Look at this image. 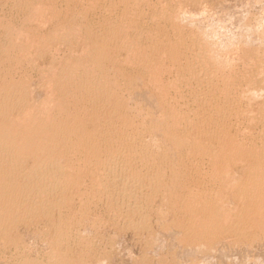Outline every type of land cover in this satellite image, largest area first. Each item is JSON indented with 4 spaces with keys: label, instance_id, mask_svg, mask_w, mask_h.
<instances>
[{
    "label": "rangeland",
    "instance_id": "obj_1",
    "mask_svg": "<svg viewBox=\"0 0 264 264\" xmlns=\"http://www.w3.org/2000/svg\"><path fill=\"white\" fill-rule=\"evenodd\" d=\"M112 2L111 0H98V1L96 0H0V54H1L0 55V99H1L0 100V109H1L0 110V135H3V133L7 134L8 132H10L11 134L12 129H13V132L15 133L12 132V137L15 134L16 136L14 135V137H16V139L18 137L17 139L18 141H19V138H22L20 139V141L21 140L23 141L24 136L21 137L20 135L25 134L26 136L27 132L25 131H28L29 133L33 129L35 132L37 131L38 136H40L41 135L39 133L40 131H42L41 133L43 134V130H44L43 126L46 125V128H47V125L51 122V120H54L55 118L61 115L58 112L59 104L62 105L61 107H63L64 109H67V111L71 113L77 112L78 115H80L81 120H83V122L87 124L86 126L88 129H90L92 126H95L96 123L97 122L99 123V120H100L101 125H106V124L107 125L109 124V126L114 125V127L117 128L118 131H121L122 128L120 127L121 125L119 121H117L115 118H112L113 114L115 113L114 110H116L114 107H112L113 105L110 106V109H109V106L107 108L106 106H103L104 104L99 105L98 107L103 106L101 107L103 108V110L101 109V113H99L100 115H98V117H101V118L100 119L98 118L99 120H97L95 116L92 113H90L92 112L91 110L95 109V107H93L94 105L92 106V104H89L88 102L84 104L85 103L84 99H82V96L80 95V93L76 91L75 81H76V78L80 74H82L81 71L85 72V69L89 70L95 67L96 60H95L94 52L96 49H94L95 48L94 46H99L105 42H112L114 40L113 36H111L112 30H114V28L117 29V27L122 29L123 28L122 26H125L127 27V29L128 28L129 29L127 31L125 30L124 38L121 37L119 39L120 40L119 43L118 41H115V43H113V45L115 44L117 45H115V47L112 46L110 50V55H109L110 58H108L107 60L105 59V61L103 62L104 67H102V69L104 68L103 72L106 73V75L111 80L116 81L117 88H115L116 86H113L114 92H118L120 90L119 92L121 94L120 96H118V98L124 99V101L126 99V101L124 102V105L126 104L124 111L126 113L128 112L127 116H129L132 122L134 123V124L133 123L131 124L132 127L129 125L130 127L128 126L129 128L127 127V129H125L126 132L125 131L124 132L125 134L129 133L128 135H130V137L134 135L136 138L134 139L128 138L124 140H122L123 138H121V140L118 141V145L121 142L126 141L125 142V144H127L126 147L129 146L131 148V145L134 142L135 143L138 142V144L143 143L147 145L146 148L152 151V153L150 151H144L146 154L144 152L140 154L138 153V149H136L137 151L136 152L134 151L133 153L134 156L133 154L128 155V158H127V154L124 155L126 156L125 158L127 162L124 161L125 159L123 158L124 156L120 157L121 159H119V162L118 160L114 162L112 165L113 166L112 171H111L112 173L108 171L112 175H114L113 178L115 179L113 180L114 184H112L113 188L111 187L113 191V196L112 194L111 196H109V194L106 196L104 195L106 193L100 191L99 187L101 185L99 184H102L101 182L103 181L102 177L104 176V174L108 173L106 172L107 170H105L102 175L99 174L98 172L97 173L99 175H96V172H95L96 170L94 168V165L95 167H97V164L95 160L87 159L88 162H86L87 161L86 159L85 160L81 159V157H79L76 153L75 155L74 152L72 153L70 152V150L68 152L67 150L69 148L68 144H61V145L59 144L58 149L56 151L55 149L52 150L54 151V153H52L53 157H51V159L52 160L55 159L54 161L57 164L64 167L62 169L65 170L64 172L65 175L68 173L67 175L73 176V180L71 179L72 177H69V180L71 179L69 182H73L75 179L76 180L74 184L73 183L70 184L68 182L69 186L67 184L66 186L68 187H66L64 191L63 190L61 191V189L58 187H53L54 189L50 188L51 186L49 185L50 187H48V184L47 186H43L44 188L48 189L46 193L44 194L42 193L46 197L45 198L43 197V195L39 194L38 192L36 193L37 190L35 189L38 188L37 179L36 178L31 179L30 177L29 179L27 178L28 181L25 183L26 186L29 185L28 187L25 186L26 187L25 189H27L28 192L21 195L19 194L18 189L16 190V188L12 187L13 189L11 190H16L18 193L16 191L15 192L12 191L15 195L11 192L13 194L12 196H6L7 198H9V200L6 198L8 202L6 201L5 198H2L4 200H1L0 198V204H1L0 206V214H1L0 215V221H1L0 222V227H1L0 228V238H1L0 239V264H50L51 261L54 259V257L58 255V253L59 254L61 253L60 255H62L64 262L67 264H70L71 262H76L78 258H82L83 260H85L84 262L85 263L87 262L86 264H100V263L101 264H264V226L263 225L261 226L260 224V226L258 227L257 225H259V223L257 222L252 223L250 221H245L247 223H244L243 225L247 227H243L240 225L239 230L233 231L232 229L231 230L229 229L230 232L229 230H226L224 232L217 233V235H215L216 237L214 238L212 236L210 237V236L205 235V237H202V240L201 238H199L198 239L199 241H198L197 238L190 237L189 235L187 237L186 232L188 231L187 228L190 227L188 226L189 222H186L184 224L182 223L184 222L185 219L188 220L189 218H187L186 215H183L184 213L182 211V207H179V204L183 203L182 200L186 201L189 195H190L189 196L190 199H194L195 196H198V194L200 193L198 191H202V188L200 189L201 183L200 181H197V182L194 181L193 180L194 178H192L193 175L196 173L190 170L192 167L189 166V157H191L189 156V154L191 155V153L189 152L187 154V152L182 151L183 146L175 145L177 146L175 147L174 145L170 143V140H168L169 138L167 136V133L164 131L165 129H164V124L162 120L164 119V117L168 116L170 105L172 106L175 105L174 107H172V108H175L174 109L175 111L184 112V113L189 112L188 109L190 111L195 110L194 107H196L197 104H199L200 102H201L200 106H203L205 103L203 104L202 99L198 103V98L196 95L198 94L201 97H203L202 95L204 94L205 89H207L208 87L205 88L206 85L204 83H203L204 86L202 83L199 86L198 84L200 82L195 79L193 80L191 77L188 76L189 74H187L186 76L187 78L188 77L191 78L190 81H188L189 84L188 82L181 83L180 82L181 80L179 79V77H175L177 76V74L174 75V71L176 72V70L174 69L175 68L174 67L175 65L173 62L174 60L169 55L167 50H164L166 52L162 53L164 54L163 56L160 55L162 56L160 60L162 59L163 61L161 60V63H156V65L158 64L157 67L160 66L159 64L162 65L160 66L162 68L160 67L158 68L161 70L156 71L158 69H155L156 72L154 74L156 75L151 76V78L148 77L150 76L148 72H145L139 66H137L138 64L135 59H137L138 57L137 58L134 57V59L131 58L134 54L140 56L141 54L140 49H143L141 48L140 45L143 46L144 44L149 43L151 39L157 38V40H154V41H158V42L167 41L169 39H172L171 41L173 40L175 41L176 38H173L175 36L174 33L172 34V31L170 32L171 26H169V23H168L169 21L167 19V16L170 13L169 15L172 14L174 19L178 18L176 21L180 22V25L183 31L187 29L186 30L187 34L188 32L191 31L189 35L190 38H188L189 37L188 36L187 37L188 39H186L188 40V43L186 42L188 44V48L190 49L189 43H191L190 40L192 39V36L195 35L196 37L197 36L200 37V40L203 41L202 43L203 44L205 43L204 46L205 47L207 46L206 48L209 49L208 51V49L205 48L206 52L209 54L208 55L209 58L211 59L210 62L213 61L212 63L216 64V65L212 64V67L216 66L215 68L213 67L214 71L217 70L216 72H217L218 77L221 74V77L219 78L222 79V81L228 82L229 80V82L231 83L232 80L234 81L236 80V78L237 80L240 78L237 83L238 85H236L233 88V89L235 88L236 89L235 90L231 89L232 93L237 94L239 92V89L241 90V92H244L245 94L247 93L245 91H248V92L251 91L250 93H247L246 96L245 94H243L244 96L242 94L239 95L240 92L237 95L238 98L239 96L241 97L243 96L242 98L240 97L239 99H243L246 102V103L245 102L243 103L242 100H239L241 105L244 106V104L246 105L250 104L249 106L245 105L247 107V111L249 109V111L246 114L247 117L246 116L232 117L233 119L230 118L231 122H229L230 126L228 125L230 129L229 131L231 132L230 134L234 136L236 135L235 139L238 140L240 143L251 140L257 135L256 134L258 133L257 131L261 130V126H263L262 121L259 120V117L261 115L259 112L261 110H264V108L260 109L264 107V0H128L126 3L129 4L130 6L128 5L126 6L125 5L126 3L124 4V2L122 1L121 2L112 1ZM108 3H112V4H108ZM110 7L112 8V10ZM175 8L177 10L179 9L178 12ZM56 10H58L59 12H57ZM53 11H56V12H53ZM79 11L82 13H80ZM124 11L127 12L126 13V15L128 14L127 16L124 13H122ZM159 11L161 14H163V17L166 16L165 17L166 20L165 18L161 16ZM153 12L156 14H154ZM36 14L38 15L36 16ZM136 15L137 16L141 15V16L137 17ZM175 15H177V18ZM119 16L123 18H120ZM130 16H133L132 17L133 20L130 21L131 23L129 22ZM36 18H38L39 20ZM125 19L129 23L126 21V24H125L124 22ZM181 21L183 23H181ZM42 24L44 27L42 26ZM106 24H109V25H106ZM118 24H120V27ZM165 28H167L168 30ZM11 29L13 31H11ZM166 30H167V33H166ZM110 36L112 37V39H110L111 38ZM105 38L106 40H104ZM201 38H205L206 40L205 39L203 40ZM15 40H17L18 42ZM121 40H122V44L120 43ZM132 40L136 41L134 45L137 43L135 47L136 48L140 47V49L134 48V45L132 44L131 47L134 50L132 49L130 50L131 52H129V54L131 53L132 56L131 55L125 56V53L127 54L126 52L127 50L123 46V44L125 42H131ZM139 43L140 45H138ZM12 44L15 47H13ZM20 44L22 45L20 46ZM119 44H120V47L122 48H119ZM11 47L12 49H10ZM21 49H23L22 52H21ZM146 51H148L147 53H150V54L152 53L150 52L151 50L150 51L146 50ZM11 52H12V55H11ZM153 52L155 53V51ZM211 53H213L212 54L213 56L210 55ZM181 54L183 57L182 56L180 57L179 56L180 54H179L178 58H176L175 61L181 63L180 60L182 59V63H184L185 55L183 53ZM113 57L114 59H112ZM114 60L117 61L118 64L117 62H114ZM132 60H135V61H132ZM252 63H254L255 65H253ZM63 66L68 69H65ZM248 66L251 68H248ZM69 67L70 68L72 67V70ZM83 67H86V68H83ZM60 68L62 69L61 71H60ZM245 68H247V70ZM75 70L77 72H75ZM64 71H65L66 78L64 75ZM78 71H79V74H78ZM66 72L68 73L70 72V73L68 74ZM71 72L75 74L74 75L75 77L74 76L72 77L73 73ZM245 72L248 74H246ZM243 73H245L246 75H244ZM222 74L224 75V77H222L223 76ZM61 76L62 77L64 76V77L61 78ZM67 76H68V79H67ZM156 76L157 77L160 76V77L157 78ZM154 77H156V79ZM70 78H72L71 79L72 81L70 80ZM152 79L158 82L156 83ZM169 79H171V81ZM175 79H177L178 81L177 80L175 81ZM239 81H240V84H239ZM151 82L154 83V85ZM227 82H222L221 86ZM65 83L67 84V86ZM155 83L157 84V86ZM162 83H164L165 85L163 84L161 86ZM55 84H57V86H55ZM130 85H131V88H130ZM64 86H65V89H64ZM155 86L157 88L160 87L159 89L161 90L158 91V89ZM163 86H167L169 88L166 89V87H164L166 89L165 90ZM61 87L63 90L61 89ZM199 88H203L204 91L203 89L200 90ZM237 88H238V91H237ZM163 89L165 92L163 91ZM123 90L127 92H124ZM77 92L79 93L80 96L77 95L78 94ZM216 93L218 94V96H221L219 95V93H221L220 91L216 90ZM163 95H164V98H162ZM192 96L194 99L192 98ZM250 97H253V99ZM4 98L6 99V101ZM159 98H162V99L159 100ZM244 98L246 100L248 99L249 103ZM82 101L84 102L82 103ZM78 102H80L81 105ZM45 106L46 107L49 106V107L46 108ZM127 106H130L131 108ZM30 109H33V110H30ZM107 109H108V112H107ZM104 110L107 112L106 114ZM31 111H32V114H31ZM79 112L81 113L79 114ZM164 112L166 113V115L164 114ZM37 113L39 117L37 116ZM258 113L260 115H258ZM47 114L48 116L49 115L50 116L49 117L46 116ZM54 115H57V116H54ZM105 115L107 116L109 115V117ZM31 118L34 119V121H32ZM105 118L106 119L108 118V119L106 120ZM254 118L256 120H254ZM11 119L13 120V123ZM26 119H28V121L29 119L31 120L28 122ZM43 119H45L46 121H44ZM113 119H115L116 121ZM109 122H111L112 124ZM18 125H19L18 127L19 130L17 128ZM39 125H41L42 127ZM30 127L32 128L30 129ZM38 128H41L43 130L38 131ZM45 130H44L45 135L44 134L43 135H44V138H47L46 131L48 130L46 131ZM19 131H20V135H18ZM21 131L23 134H21ZM10 134L9 136H11ZM41 138L44 140L43 137H39V139ZM100 138H101L100 142L102 145L104 144L103 142L106 140V138L105 137H100ZM43 140H40V141H43ZM61 147H63L65 150H63V148ZM129 147L128 149L126 148V153L131 151ZM112 148L115 149L116 146ZM33 151H34L33 153L34 155H32V157L33 159L36 158V160L39 157L43 158L46 155V153H48L46 152L45 149L43 151L40 148H37V150H33ZM137 153L140 154L141 156L138 155ZM144 154L147 156H145ZM153 154H155V157L154 159L150 160V162L151 161L152 162L151 163L147 162L145 159L152 157ZM143 155L145 157H142ZM186 155H188L189 157ZM77 156L79 158H76ZM32 157L29 156L26 159L27 161H25L26 164L22 163L21 168L20 167L17 168L18 172L15 171V174H13L14 177L9 176V178L10 179L13 178L14 181L16 180L15 183H19V184L23 183L22 181L23 178H24V181H26L25 174L28 171L27 168L29 169V167H31L29 165L33 161ZM79 159H80V162H79ZM131 159L133 160L131 161ZM144 161L146 162L144 163ZM129 162H132V163L129 164ZM182 162L188 165H185ZM115 163H116V167L118 168H126V165L128 168L132 166L135 168L139 163L142 164V166L140 165L138 166V168L142 167V170H140L141 172L139 171L137 167L136 169H138L137 172L141 173L140 176L142 177L140 181L138 180L140 184H137V185H139V187L140 185L143 186L142 187L143 189H141V187L136 188V184H135V186H133V189L135 191L132 189L133 190L132 192H134L133 197L131 199L132 203L130 201V198L129 200H127V202L130 204L129 207L131 206V204H133V202H135V204H133L130 207L133 210V206L135 205L133 212L129 207L128 208L126 207L127 206L126 204H128L125 202V199L127 198V196L123 195V192H121L122 191L121 187L119 186L122 184L121 182L123 181L122 180L123 177L121 178V175L123 174L120 173L121 170H119L118 168H115ZM117 164L119 165L117 166ZM181 164H184L185 166L182 165L183 166L182 167ZM240 164H241V161L237 163V166L235 167H233L234 165L231 166V168L232 167L234 168V169L232 168L233 172H231V169H229L230 168L229 166L228 171L230 173L228 171L227 172L229 174L226 172L227 177L225 176L226 178H223L224 181L222 183V186L220 185L217 188V190L219 191H221L224 188L226 191L230 189L228 190L229 192L228 191L226 192L224 190L220 192L221 194L222 192L224 194L223 200H222V196H219L220 193H218V196L221 198V200L218 201L219 203H221L219 204V207L220 205L221 207L223 205L222 208L220 207L221 211L224 208H226L224 210L227 214L224 211H222L223 213H225V215H227L226 218H225V215H223L224 216L223 219H225L224 223H226V225H228L227 223L230 221L232 222V223L230 222L231 224H233V222L236 223L237 222L236 218H238V215H235L234 217V212L239 210L240 205H237L238 202L236 203L235 198H233L234 197L233 194L235 193V191H233L234 190L233 188H236L237 184H236V181L231 180L230 178L232 179H234V177L237 178V175L238 177L242 176L240 173L242 172L243 174V167ZM207 166L208 164L204 162L203 169H206L208 172L206 170H203V169L202 170L205 173L207 172L206 174H209V176L205 175V173L202 171L203 173L201 172V175L202 176L204 175L205 178L210 177V173H209L210 170L208 168L209 166L208 167ZM80 168L82 171L80 170ZM115 169H116V172L114 171ZM23 171H25L26 173H24ZM75 173L76 174L78 173L77 176ZM157 173L159 176H156ZM230 174H232L233 176L235 175V176L230 177L229 176ZM98 176L99 177L101 176V177L99 178ZM116 177L119 179H117ZM157 178L160 181H157ZM227 178H229L230 181ZM98 179L100 180L102 179L101 181H99V184L97 183ZM186 179L192 180V183H189V184L183 183L184 180ZM238 179H240V177ZM154 180L157 182H155ZM32 181L34 182L32 183ZM118 181L119 182L121 181V182L119 183ZM36 182H37V186L36 184L34 185V183ZM225 184H227L229 188H226L227 186ZM30 185L32 186V188H35V189L31 190ZM117 185H118V188L116 187ZM230 185H231V188H230ZM189 186H191L192 188ZM220 187H222L221 190H220ZM1 188L2 187L0 186V189ZM56 188L58 191L57 190L55 191ZM186 188L187 190L193 193L198 190L197 191L198 194L197 193L193 194V193H190L189 191L186 192ZM92 189L95 191H93ZM119 189L121 191H119ZM195 189L196 191H194ZM51 190H54V191H51ZM69 191L71 192V194ZM67 192L68 194H66ZM183 192L185 194L184 197L182 196ZM100 193L103 195H100ZM135 193H140L141 196L139 194H136V195H138V197L141 200L138 197H137V200L136 198H134L136 197ZM39 195H40V198H38ZM123 196L125 197L123 198ZM95 197H97L98 199ZM181 197L184 199H181ZM12 198L15 200L13 201L14 203H12ZM91 198L94 200H92ZM133 198L136 201H134ZM41 200L42 201L44 200L43 201L45 202L43 203L44 205L46 204L52 205L50 207L48 206L49 209L48 211H46V213L43 211L41 212L39 210L38 204L40 203ZM120 201H121V204L122 202H124L125 204H122L123 206H121ZM221 201H223L224 204H222L223 202ZM5 202H7L8 204ZM116 205L118 206L116 207ZM181 205L182 204H180V206ZM107 206L109 207V209H107L108 208ZM1 209L2 210L4 209V210L2 211ZM198 211L199 210H197V214L199 216L201 212L200 211L198 212ZM9 212L12 213V215ZM180 212L183 214H180ZM235 213H238V211ZM183 216L184 217L186 216V218H183ZM182 218H183V221L181 220ZM190 219L189 220L192 221V218ZM129 221H131L133 224ZM248 222H250L252 225L250 223L248 224ZM181 224L184 226H182ZM237 232H238V235H237ZM59 233H60V236L62 235V237L58 236ZM208 237H210V239ZM188 238H190L191 240ZM187 239L189 241H187ZM56 240L59 242H57ZM83 240H85V242ZM60 243L62 244L60 245ZM86 251L87 253H85ZM82 252H84V254ZM80 254H83L84 256L82 257ZM97 262H100V263H97Z\"/></svg>",
    "mask_w": 264,
    "mask_h": 264
},
{
    "label": "bare ground",
    "instance_id": "obj_2",
    "mask_svg": "<svg viewBox=\"0 0 264 264\" xmlns=\"http://www.w3.org/2000/svg\"><path fill=\"white\" fill-rule=\"evenodd\" d=\"M96 1H98V0H96ZM112 1H116V2H124V4L128 1V0H111V2ZM65 2V1H64ZM81 2V1H80ZM105 2V1H104ZM39 3V2H38ZM37 3V4H38ZM113 3V2H112ZM112 3H108V4H112ZM148 3V2H147ZM97 4V3H96ZM123 4V3H122ZM175 4V3H174ZM126 6L128 5V6H130L129 4H125ZM124 5V6H125ZM164 5V4H163ZM96 6V5H95ZM114 6V5H113ZM125 6V7H126ZM136 6V5H135ZM139 6V5H138ZM122 7V6H121ZM152 7H154V6H152ZM32 8V7H31ZM94 8V7H93ZM111 8V7H110ZM127 8V7H126ZM147 8V7H146ZM149 8H151V7H149ZM99 9V8H98ZM105 9V8H104ZM142 9V8H141ZM172 9H173V7H172ZM176 9V8H175ZM26 10V9H25ZM83 10V9H82ZM111 10H112V8H111ZM115 10V9H114ZM121 10H123V9H121ZM125 10V9H124ZM129 10H131V9H129ZM177 10V9H176ZM175 10V11H176ZM179 10V9H178ZM178 10H177V12H178ZM184 10V9H183ZM37 11H38V9H37ZM57 12H59L58 10H56ZM56 11H53V12H56ZM81 11V10H80ZM79 11V12H80ZM110 11V10H109ZM127 11V10H126ZM126 11H124V12H122V13H124L125 15H126ZM133 11V10H132ZM164 11V10H163ZM84 12V11H83ZM113 12V11H112ZM146 12V11H145ZM37 13V12H36ZM80 13H82V12H80ZM130 13V12H129ZM147 13V12H146ZM154 13V12H153ZM159 13H160V11H159ZM174 13V12H173ZM176 13V12H175ZM203 13V12H202ZM40 14H42V13H40ZM54 14V13H53ZM55 14H57V13H55ZM116 14V13H115ZM132 14V13H131ZM154 14H156V13H154ZM161 14V13H160ZM166 14V13H165ZM168 14V13H167ZM170 14V13H169ZM168 14V16H167V19H168V23H169V26H171V30H170V32L172 31V34L174 33V37L173 38H176L175 39V41L173 40V41H171L172 39H169V40H167V41H160V42H158V41H154V40H157V38L156 39H151L150 41H149V43H146V44H144L143 46L142 45H140V43L138 44V45H140L141 46V48H143V49H140V47H137L138 49H140V51H141V54H140V56H138V55H136V54H134V55H136V56H132L131 55V53L129 54V52H131L130 50H132L133 48L131 47L132 46V44L134 45V43L136 42V41H134V40H132L131 42H125L124 44H123V46L126 48V52H127V54L125 53V56L126 55H131L132 57V59H134V57H138L137 59H135L136 60V62H137V66H139L142 70H144L145 72H148L149 74H150V76H148L149 78H151V76H155L156 74H154L156 71H159V70H161V69H158L160 66H162L161 64H159L160 66L159 67H157V65H156V63H161V60H160V58H162V56L164 55V54H162V53H164V52H166V51H164V50H167L168 51V53H169V55L173 58V62H174V69L176 70V72L174 71V75H176L177 74V76H175V77H179V79L181 80L180 82L182 83V82H185V83H187L188 81H190V79L192 78L193 80L195 79V80H197V81H199L200 83L198 84L199 86H200V84L202 83H204L205 85H206V87L205 88H207V89H205V91H204V89L203 88H199L200 90L201 89H203V91H204V94L203 93H201V94H203L202 96L203 97H201L200 95H196L197 96V98H198V103L201 101V99H202V101H203V106H200V103L199 104H197V106L196 107H194L195 108V110H193V111H190L189 109H188V111L189 112H177V111H175L174 109L175 108H172V107H174V106H172V105H170V108H169V114H168V116H166V117H164V119L162 120V122H163V124H164V131L167 133V136H168V140H170V143L172 144V145H178V146H183V149H182V151H185V152H187V154L190 152L191 153V155L189 154V156H191V157H189L188 155H186V156H188L189 157V166L190 167H192L190 170L191 171H193L194 173H196V174H194L193 175V177L192 178H194L193 180L194 181H200V183H201V187H200V189L202 188V191H198V192H200L199 194H198V192L196 191V189L194 190V191H196V192H190L189 190H187V188H186V192L187 191H189L190 193H193V194H195V193H197L198 194V196H195V198L194 199H190L189 198V196H188V198H187V200L186 201H184V200H182V202L184 203H180V204H182L181 206H180V204H179V207H182V211H183V213H181L180 212V214H183V215H186L187 216V218H192V221H190L189 219L187 220V219H185L184 220V222L182 223V224H184V223H186V222H189L188 223V226H190V227H188L187 229H188V231L187 230H185V231H187L186 232V235H187V237H188V235L190 236V237H194V238H197V240L199 239V238H201V240H202V237H205V235L206 236H212L213 238L214 237H216L215 235H217V233H220V232H224V231H226V230H233V231H237V230H239V226L241 225V226H243V227H247V226H244L243 224L244 223H247V222H245V221H250V222H257V223H259V225H257L258 227L260 226V224H261V226L263 225L264 226V122H263V118H264V110H261L259 113L261 114H259L258 113V115H260V117H259V120L260 121H262V125L263 126H261V130L260 131H257L258 133H256L257 135L254 137V138H252L251 140H248V141H244L243 143H240L238 140H236L235 139V136L234 135H231L230 133V129H229V127H228V125H229V122H231L230 121V118H232V117H238V116H241V117H243V116H246L247 117V112L249 111V109H248V111H247V105L249 106L250 104H244V106L243 105H241V103H240V101L239 100H242L243 101V103L245 102L243 99H239L241 96H239V98L237 97V95H238V93L240 92V94L239 95H243V94H245L244 92H241V90L239 89V92L237 93V94H233L232 93V91H231V89H233L236 85H238L237 83H238V80L240 79H238L237 80V78H236V80H232L231 81V83L229 82V80H228V82L227 81H222V79H220L219 77H221V74L219 75V77L217 76V70L216 71H214V69H213V67L215 68L216 66H213L212 67V64H214V63H212V62H210V58H209V54L206 52V49H208V48H206L205 46H204V44L202 43L203 41H201L200 40V37H196L194 34V36H192V39L190 40V42L191 43H189V47H190V49L188 48V40H186V39H188V38H190V32H188V34H187V32H186V30L185 31H183V29L181 28V25H180V22H178V21H176L178 18H177V15H175L176 16V18L177 19H174V17L172 16V14L171 15H169ZM177 14H179V13H177ZM38 14H36V16H37ZM64 15V14H63ZM82 15V14H81ZM121 15V14H120ZM128 15V14H127ZM126 15V16H127ZM182 15V14H181ZM28 16V15H27ZM35 16V17H36ZM49 16V15H48ZM56 16V15H55ZM58 16V15H57ZM85 16V15H84ZM83 16V17H84ZM117 16V15H116ZM122 16H123V14H122ZM125 16V17H126ZM137 16V15H136ZM141 16V15H140ZM140 16H137V17H140ZM157 16H159V15H157ZM161 16L163 17V14H161ZM39 17V16H38ZM44 17V16H43ZM51 17H52V15H51ZM96 17V16H95ZM120 17V16H119ZM133 16H130V19L132 18ZM151 17H153V16H151ZM166 17V16H165ZM165 17H163V18H165ZM31 18H33V17H31ZM120 18H123V17H120ZM119 18V19H120ZM128 18V17H127ZM126 18V19H127ZM162 18V19H163ZM182 18V17H181ZM6 19V18H5ZM19 19V18H18ZM36 19H38V18H36ZM54 19V18H53ZM113 19V18H112ZM125 19V24H126V20ZM129 19V22L130 21H132L133 20V18L130 20ZM25 20V19H24ZM29 20V19H28ZM32 20V19H31ZM39 20V19H38ZM121 20V19H120ZM123 20V19H122ZM165 20H166V18H165ZM164 20V21H165ZM188 20V19H187ZM35 21H37V20H35ZM145 21V20H144ZM147 21H149V20H147ZM153 21V20H152ZM183 21V20H182ZM181 21V23H183ZM189 21V20H188ZM29 22H31V21H29ZM41 22V21H40ZM44 22V21H43ZM118 22V21H117ZM123 22V21H122ZM128 22V21H127ZM128 22V23H129ZM135 22V21H134ZM133 22V23H134ZM154 22V21H153ZM187 22V21H186ZM197 22V21H196ZM34 23V22H33ZM39 23V22H38ZM105 23V22H104ZM115 23V22H114ZM131 23V22H130ZM165 23V22H164ZM166 23H167V21H166ZM217 23V22H216ZM171 24V25H170ZM193 24V23H192ZM67 25V24H66ZM106 25H109V24H106ZM115 25V24H114ZM119 25V27H120V24H118ZM123 25H124V23H123ZM128 25V24H127ZM126 25V26H127ZM129 25H131V24H129ZM164 25V24H163ZM185 25H186V23H185ZM23 26V25H22ZM39 26H40V24H39ZM39 26H38V28H39ZM42 26H43V24H42ZM111 26H112V24H111ZM116 26V25H115ZM122 26V25H121ZM217 26V25H216ZM21 27V26H20ZM44 27V26H43ZM80 27V26H79ZM107 27V26H106ZM123 28L121 29V28H118L117 27V29L116 28H114V30H112V35L111 36H113V41L112 42H105V43H103V44H101V45H99V46H94L95 48L94 49H96L95 50V67L94 68H91V69H89V70H86L85 69V72H83V71H81V73L82 74H80L77 78H76V84H75V87H76V91H78L79 93H80V95L82 96V99H84V101H85V103L84 104H86L87 102L89 103V104H92V106L93 107H95V109L94 110H91L92 112H90V113H92L94 116H95V118L97 119V120H99L101 117H98V115H100L99 113H101V109L103 110V108H101V107H103V106H106V108L109 106V109H110V106H112V107H114L116 110H114L115 111V113L113 114V117L112 118H115L117 121H119V123H120V127L122 128V130L121 131H118V129L117 128H115L114 127V125H110L109 126V124L107 125H101L100 124V120H99V123L97 122L96 123V125L95 126H92L90 129H88L87 128V124H85L84 122H83V120H81V117H80V115H78V113L77 112H69V111H67V109H64L63 107H61L62 105H58L59 106V108H58V112L61 114H58V115H60L59 117H57V118H52V119H54V120H51V122L50 121H48V122H50L48 125H47V128H46V125L45 126H43L44 127V130L46 129V130H48V131H46V135H47V138H44V130L43 129H41V128H38V131H40V130H43V134L41 133L42 131H40L39 133L41 134V135H43V136H38V133H37V131L35 132L33 129L28 133V131H25V132H27V135L25 136V134L24 135H20V131H19V133H18V135H20L21 137L22 136H24L23 137V141L21 140L20 141V139H22V138H19V141L17 140L18 139V137H17V139H16V137H14V135H13V137H12V132H13V129H12V132H11V134H10V132H8L11 136H9V134L7 133V134H4L3 132V135H0V186L2 187L1 189H0V198H1V200H4V199H2V198H7L6 196H12L14 193L12 192V191H16L17 189H18V192H19V194H24V193H26V192H28L27 191V189H25L26 187H28V186H26V182L28 181L27 180V178L29 179L30 177H31V179L32 178H36L37 179V181H38V188H32V186H31V190L32 189H35V190H37L36 191V193L38 192L39 194H41V195H43L44 193H46V191L48 190V189H46V188H44L43 186H47V184H48V187H50V188H53V187H58V188H60L61 189V191L63 190H65L66 189V187H68L69 186V184H68V182L72 179L73 180V176H71V175H65V170L64 169H62V168H64L63 166H61V165H59V164H57L54 160H52L51 159V157H53L52 156V153H54V151H52L53 149H55V151L58 149V145L60 144H68L69 145V148L67 149L68 150V152H69V150H70V152H74V154L76 153L79 157H81V159H83V160H87V159H93V160H95V162H96V164H97V167H95V165H94V168H95V170H93V171H95L96 172V175H99V174H103L104 173V171L105 170H107L106 172H108V171H112V165H113V163L114 162H116L117 160H118V162H119V159H121L120 157H122V156H124V155H126L127 154V158H128V155H132L133 153H134V151L136 152L137 150L136 149H138V153H142V152H144V151H150L151 153H152V151L151 150H148V148H146V146L147 145H145V144H143V143H139L138 144V142L137 143H133L132 145H131V148L129 147V146H127L126 147V145L127 144H125V142H121L119 145H118V141H120L121 140V138H123L122 140H124V139H130V138H136L134 135L133 136H131L130 137V135H128L129 133H126L125 134V132H126V130L125 129H127V127L130 125L131 126V124L133 123L132 122V120H131V118L129 117V116H127V113L124 111V109H125V105H124V102L126 101V99H125V101H124V99H121V98H118V96H120V90L118 91V92H114V89H113V86H116V81L115 80H111L107 75H106V73H104L103 72V69H102V67H104L103 66V62L105 61V59L107 60L108 58H110V50H111V48H112V46L113 47H115V45H117V44H115V45H113V43H115V41H118V43H119V39L121 38V37H123L124 38V33H125V30L127 31L128 29H127V27H125V26H122ZM130 27V26H129ZM163 27H165V26H163ZM188 27V26H187ZM186 27V28H187ZM14 28V27H13ZM12 28V29H13ZM71 28V27H70ZM75 28V27H74ZM108 28V27H107ZM126 28V29H125ZM156 28V27H155ZM162 28V27H161ZM184 28V27H183ZM213 28V27H212ZM5 29V28H4ZM10 29V28H9ZM11 29V31H13ZM33 29V28H32ZM41 29V28H40ZM56 29V28H55ZM80 29V28H79ZM113 29V28H112ZM132 29V28H131ZM136 29V28H135ZM157 29V28H156ZM165 29H167V28H165ZM209 29V28H208ZM15 30V29H14ZM29 30V29H28ZM36 30V29H35ZM72 30V29H71ZM91 30V29H90ZM168 30V29H167ZM167 30H166V33H167ZM18 31V30H17ZM111 31V30H110ZM109 31V32H110ZM131 31V30H130ZM145 31V30H144ZM161 31H162V29H161ZM59 32V31H58ZM107 32H108V30H107ZM198 32V31H197ZM9 33H11V32H9ZM13 33V32H12ZM22 33V32H21ZM64 33V32H63ZM89 33V32H88ZM128 33V32H127ZM153 33V32H152ZM15 34V33H14ZM86 34V33H85ZM147 34V33H146ZM155 34V33H154ZM165 34V33H164ZM187 34V35H186ZM201 34V33H200ZM19 35V34H18ZM24 35V34H23ZM48 35H49V33H48ZM60 35V34H59ZM138 35V34H137ZM140 35V34H139ZM162 35V34H161ZM169 35V34H168ZM167 35V36H168ZM192 35V34H191ZM75 36V35H74ZM110 36V37H111ZM126 36V35H125ZM153 36V35H152ZM189 36V37H188ZM96 37V36H95ZM169 37V36H168ZM188 37V38H187ZM10 38V37H9ZM16 38H17V36H16ZM50 38V37H49ZM84 38V37H83ZM122 38V39H123ZM132 38V37H131ZM149 38V37H148ZM172 38V37H171ZM206 38V37H205ZM205 38H201V39H205ZM218 38H220V37H218ZM19 39V38H18ZM88 39V38H87ZM102 39V38H101ZM110 39H112V37L110 38ZM126 39H127V37H126ZM130 39V38H129ZM140 39V38H139ZM167 39V38H166ZM26 40H28V39H26ZM30 40V39H29ZM104 40H106V38L104 39ZM206 40V39H205ZM15 41H17V40H15ZM38 41V40H37ZM46 41V40H45ZM65 41V40H64ZM67 41V40H66ZM75 41V40H74ZM103 41V40H102ZM128 41V40H127ZM147 41V40H146ZM18 42V41H17ZM78 42V41H77ZM97 42V41H96ZM138 42H139V40H138ZM187 42V43H186ZM26 43V42H25ZM46 43V42H45ZM121 44H122V40H121V42H120ZM206 43H208V42H206ZM210 43H212V42H210ZM11 44V43H10ZM13 44H15V43H13ZM12 44V45H13ZM99 44V43H98ZM137 44V43H136ZM135 44V45H136ZM187 44V45H186ZM22 44H20V46H21ZM24 45V44H23ZM31 45V44H30ZM42 45V44H41ZM87 45V44H86ZM135 45H134V48H136L135 47ZM137 45V46H138ZM207 45V44H206ZM243 45V44H242ZM10 46V45H9ZM45 46V45H44ZM43 46V47H44ZM93 46V45H92ZM122 46V45H121ZM13 47H15L14 45H13ZM23 47V46H22ZM21 47V48H22ZM37 47V46H36ZM87 47V46H86ZM118 47V46H117ZM123 47V48H124ZM130 47H131V49H130ZM219 47V46H218ZM27 48V47H26ZM119 48H122V47H120V44H119ZM136 48V49H137ZM206 48V49H205ZM210 48V47H209ZM10 49H12V47L10 48ZM14 49V48H13ZM16 49V48H15ZM93 49V50H94ZM223 49V48H222ZM22 50L23 49H21V52H22ZM114 50V49H113ZM121 50V49H120ZM119 50V51H120ZM134 50V49H133ZM146 50H151L150 52H152L151 54L150 53H147L148 51H146ZM211 50V49H210ZM224 50V49H223ZM247 50H248V48H247ZM20 51V50H19ZM145 51V52H144ZM153 51H155V53L153 52ZM161 51H163V52H161ZM182 51V52H181ZM208 51H209V49H208ZM7 52V51H6ZM20 52V53H21ZM39 52V51H38ZM183 53L185 56V58H184V63H182V59L180 60V59H178V60H180V62L181 63H179V62H176L175 60H176V58H178V55L181 57L182 56V54L181 53ZM133 53H134V51H133ZM132 53V54H133ZM146 53H147V55H146ZM15 54V53H14ZM24 54V53H23ZM85 54V53H84ZM88 54V53H87ZM111 54H112V52H111ZM114 54V53H113ZM148 54H150V55H148ZM213 53H211L210 55H212ZM1 55V54H0ZM11 55H12V52H11ZM91 55V54H90ZM93 55V54H92ZM118 55V54H117ZM160 55H162V56H160ZM257 55V54H256ZM23 56V55H22ZM124 56V57H125ZM166 56V55H165ZM213 56V55H212ZM224 56V55H223ZM7 57V56H6ZM12 57V56H11ZM123 57V58H124ZM183 57V56H182ZM255 57V56H254ZM15 58V57H14ZM64 58V57H63ZM212 58V57H211ZM223 58V57H222ZM9 59V58H8ZM24 59V58H23ZM60 59V58H59ZM112 59H114V57L112 58ZM213 59V58H212ZM221 59V58H220ZM252 59V58H251ZM92 60V59H91ZM135 60H132V61H135ZM177 60V61H178ZM259 60V59H258ZM261 60V59H260ZM5 61V60H4ZM16 61V60H15ZM19 61V60H18ZM89 61V60H88ZM123 61V60H122ZM131 61V60H130ZM163 61V60H162ZM216 61V60H215ZM226 61V60H225ZM250 61V60H249ZM254 61V60H253ZM64 62V61H63ZM84 62V61H83ZM114 62H117V61H115L114 60ZM121 62V61H120ZM135 63V62H134ZM217 63V62H216ZM249 63H251V62H249ZM94 64V63H93ZM117 64H118V62H117ZM120 64V63H119ZM128 64V63H127ZM131 64V63H130ZM253 65H255L254 63H252ZM258 64V63H257ZM261 64V63H260ZM84 65V64H83ZM87 65V64H86ZM108 65V64H107ZM121 65V64H120ZM133 65V64H132ZM135 65V66H136ZM214 65H216V64H214ZM252 65V66H253ZM93 66V65H92ZM166 66V65H165ZM218 66V65H217ZM225 66V65H224ZM250 66V65H249ZM248 66V68H251V67H249ZM64 67V66H63ZM164 67V66H163ZM171 67V66H170ZM231 67V66H230ZM43 68V67H42ZM65 68V67H64ZM70 68V67H69ZM83 68H86V67H83ZM90 68V67H89ZM108 68V67H107ZM160 68H162V67H160ZM222 68V67H221ZM225 68V67H224ZM257 68V67H256ZM255 68V69H256ZM65 69H68V68H65ZM71 70H72V67L70 68ZM69 69V70H70ZM76 69V68H75ZM121 69V68H120ZM155 69H158V70H156L155 71ZM168 69V68H167ZM218 69V68H217ZM220 69V68H219ZM246 70H247V68H245ZM52 70V69H51ZM62 69L60 68V71H61ZM68 70V71H69ZM74 70V69H73ZM77 70V69H76ZM75 70V72H77ZM82 70V69H81ZM262 70V69H261ZM2 71V70H1ZM80 71V70H79ZM79 71H78V74H79ZM98 71V72H97ZM169 71V70H168ZM245 71V70H244ZM119 72V71H118ZM216 72V73H215ZM236 72V71H235ZM248 72V71H247ZM60 73V72H59ZM66 73H68V72H66ZM70 73V72H69ZM68 73V74H69ZM71 73H73V72H71ZM163 73V72H162ZM220 73V72H219ZM229 73V72H228ZM246 73V72H245ZM243 73L244 75H246V74H248V73ZM252 73V72H251ZM53 74V73H52ZM51 74V75H52ZM62 74V73H61ZM147 74V73H146ZM157 74H158V72H157ZM165 74V73H164ZM187 74H189L188 76L189 77H191V78H189V80H188V78L186 77L187 76ZM227 74V73H226ZM225 74V75H226ZM253 74V73H252ZM64 75H65V71H64ZM75 74L73 73V75H72V77L74 76ZM141 75V74H140ZM161 75V74H160ZM223 75V74H222ZM69 76H71V75H69ZM77 76V75H76ZM227 76V75H226ZM236 76H238V75H236ZM241 76V75H240ZM243 76V75H242ZM11 77V76H10ZM54 77V76H53ZM58 77H60V76H58ZM64 77V76H63ZM62 76H61V78H63ZM75 77V76H74ZM157 77V76H156ZM156 77H154L155 79H156ZM158 77H160V76H158ZM157 77V78H158ZM162 77V76H161ZM222 77H224V75L222 76ZM65 78H66V75H65ZM153 78V77H152ZM228 78V77H227ZM59 79V78H58ZM67 79H68V76H67ZM66 79V80H67ZM72 78H70V80H71ZM74 79V78H73ZM119 79V78H118ZM178 79V78H177ZM177 79H175V81L177 80ZM246 79V78H245ZM66 80H64V81H66ZM75 80V79H74ZM153 80V79H152ZM170 81H171V79H169ZM168 80V81H169ZM221 80V81H220ZM223 80H225V79H223ZM255 80V79H254ZM261 80V79H260ZM10 81V80H9ZM72 81V80H71ZM70 81V82H71ZM118 81V80H117ZM151 81V80H150ZM149 81V82H150ZM153 81H155V80H153ZM152 81V82H153ZM174 81V82H175ZM178 81V80H177ZM48 82V81H47ZM69 82V81H68ZM67 82V83H68ZM74 82V81H73ZM72 82V83H73ZM123 82V81H122ZM148 82V81H147ZM151 82V83H152ZM156 82V81H155ZM158 82V81H157ZM156 82V83H157ZM160 82V81H159ZM163 82V81H162ZM195 82V81H194ZM222 82H227V83H225L224 85H222L221 86V83ZM118 83V82H117ZM155 83V84H156ZM168 83H170V82H168ZM179 83V82H178ZM197 83V82H196ZM255 83V82H254ZM58 84V83H57ZM57 84H55V86H57ZM64 84V83H63ZM66 84V83H65ZM71 84V83H70ZM130 84V83H129ZM153 85H154V83H152ZM159 84V83H158ZM164 83H162L161 84V86L163 85ZM167 84V83H166ZM188 84H189V82H188ZM192 84V83H191ZM204 84H203V86H204ZM220 84V85H219ZM239 84H240V81H239ZM50 85H51V83H50ZM72 85H74V84H72ZM121 85V84H120ZM135 85V84H134ZM160 85V84H159ZM165 85V84H164ZM168 85H170V84H168ZM167 85V86H168ZM66 86H67V84H66ZM156 86H157V84H156ZM155 86V87H156ZM167 86H163V88L164 87H166V89L167 88H169V87H167ZM187 86H189V85H187ZM202 86V85H201ZM179 87V86H178ZM4 88V87H3ZM68 88V87H67ZM66 88V89H67ZM70 88V87H69ZM115 88H117V86L115 87ZM130 88H131V85H130ZM157 88V87H156ZM160 88V87H159ZM159 88H157L158 89V91L159 90H161V89H159ZM171 88V87H170ZM61 89H62V87H61ZM64 89H65V86H64ZM71 89H72V87H71ZM165 89V88H164ZM164 89H163V91H164ZM165 89V90H166ZM172 89H174V88H172ZM176 89V88H175ZM236 89V88H235ZM235 89H233V90H235ZM63 90V89H62ZM73 90H74V88H73ZM177 90H179V89H177ZM193 90V89H192ZM216 90L217 91H220L221 93H219V95H221V96H218V94L216 93ZM243 90V89H242ZM247 90V89H246ZM65 91V90H64ZM69 91V90H68ZM68 91H66V92H68ZM72 91V90H71ZM124 92H127V91H125V90H123ZM163 91H161V92H163ZM176 91V90H175ZM237 91H238V88H237ZM244 91V90H243ZM74 92V91H73ZM72 92V93H73ZM77 92V93H78ZM160 92V93H161ZM165 92V91H164ZM178 92V91H177ZM202 92V91H201ZM235 92V91H234ZM245 92H247V93H250V92H248V91H245ZM11 93V92H10ZM79 93L77 94V95H79ZM123 93V92H122ZM246 93V94H247ZM24 94V93H23ZM64 94V93H63ZM75 94H76V92H75ZM163 94V93H162ZM165 94V93H164ZM167 94V93H166ZM246 94H245V96H246ZM65 95V94H64ZM67 95V94H66ZM77 95H75V96H77ZM79 95V96H80ZM160 95V94H159ZM181 95V94H180ZM249 95V94H248ZM252 95V94H251ZM49 96V95H48ZM51 96V95H50ZM157 96V95H156ZM162 96V95H161ZM244 96V95H243ZM242 96V97H243ZM253 96V95H252ZM56 97V96H55ZM72 97V96H71ZM171 97V96H170ZM190 97V96H189ZM195 97V96H194ZM241 97V98H242ZM262 97V96H261ZM50 98V97H49ZM57 98V97H56ZM75 98V97H74ZM162 98H164V95H163V97ZM162 98H159V100L160 99H162ZM181 98V97H180ZM184 98V97H183ZM192 98H193V96H192ZM246 98V97H245ZM244 98V99H245ZM248 98H249V96H248ZM250 98H252L253 99V97H250ZM5 99V98H4ZM61 99V98H60ZM71 99V98H70ZM86 99V100H85ZM186 99V98H185ZM194 99V98H193ZM200 99V100H199ZM1 100V99H0ZM50 100V99H49ZM55 100V99H54ZM76 100V99H75ZM157 100V99H156ZM171 100V99H170ZM173 100V99H172ZM176 100V99H175ZM196 100V99H195ZM246 100V99H245ZM5 101H6V99H5ZM18 101V100H17ZM84 101H82V103L84 102ZM204 101H206V102H204ZM248 103H249V100L247 99L246 100ZM53 102V101H52ZM51 102V103H52ZM67 102V101H66ZM176 102V101H175ZM251 102H253V101H251ZM9 103V102H8ZM79 104H80V102H78ZM188 103V102H187ZM194 103V102H193ZM246 103V102H245ZM23 104V103H22ZM65 104V103H64ZM68 104V103H67ZM74 104V103H73ZM104 104V105H103ZM138 104V103H137ZM177 104V103H176ZM192 104V103H191ZM253 104V103H252ZM9 105V104H8ZM36 105V104H35ZM38 105V104H37ZM55 105V104H54ZM66 105V104H65ZM81 105V104H80ZM99 105H103V106H100V107H98ZM164 105V104H163ZM167 105V104H166ZM178 105V104H177ZM246 105V106H245ZM34 106V105H33ZM41 106V105H40ZM43 106H44V104H43ZM58 106H56V107H58ZM72 106V105H71ZM78 106V105H77ZM86 106V105H85ZM91 106V105H90ZM137 106V105H136ZM182 106V105H181ZM9 107V106H8ZM27 107V106H26ZM39 107V106H38ZM46 107V106H45ZM49 107V106H48ZM48 107H46V108H48ZM52 107V106H51ZM65 107V106H64ZM68 107V106H67ZM127 107H130V106H127ZM184 107H185V105H184ZM261 107H262V105H261ZM10 108H11V106H10ZM18 108V107H17ZM20 108V107H19ZM23 108V107H22ZM33 108V107H32ZM78 108V107H77ZM76 108V109H77ZM83 108V107H82ZM131 108V107H130ZM249 108V107H248ZM260 108V107H259ZM264 107H262V108H260V109H263ZM21 109V108H20ZM42 109H44V108H42ZM56 109V108H55ZM88 109V108H87ZM91 109V108H90ZM179 109V108H178ZM177 109V110H178ZM193 109V108H192ZM1 110V109H0ZM22 110V109H21ZM20 110V111H21ZM30 110H33V109H30ZM39 110V109H38ZM54 110V109H53ZM81 110V109H80ZM148 110V109H147ZM151 110V109H150ZM259 110V109H258ZM3 111V110H2ZM7 111V110H6ZM5 111V112H6ZM44 111V110H43ZM72 111V110H71ZM78 111V110H77ZM84 111V110H83ZM94 111V112H93ZM113 111V112H114ZM127 111H129V110H127ZM8 112V111H7ZM10 112V111H9ZM22 112V111H21ZM41 112V111H40ZM57 112V113H58ZM85 112V111H84ZM83 112V113H84ZM104 112H105V114L108 112V109H107V112L104 110ZM112 112V111H111ZM45 113V112H44ZM81 112H79V114H80ZM141 113V112H140ZM252 113V112H251ZM29 114V113H28ZM31 114H32V111H31ZM34 114V113H33ZM46 114V113H45ZM44 114V115H45ZM87 114V113H86ZM109 114V113H108ZM160 114V113H159ZM164 114L166 115V113L164 112ZM163 114V115H164ZM6 115V114H5ZM22 115V114H21ZM153 115V114H152ZM162 115V116H163ZM250 115V114H249ZM35 116V115H34ZM37 116H38V113H37ZM46 116H48V114L46 115ZM50 116V115H49ZM48 116V117H49ZM54 116H57V115H54ZM102 116V115H101ZM105 116H107V115H105ZM155 116V115H154ZM6 117V116H5ZM19 117V116H18ZM26 117V116H25ZM30 117H31V115H30ZM39 117V116H38ZM107 117H109V115L107 116ZM111 117V116H110ZM129 117V118H128ZM133 117V116H132ZM254 117V116H253ZM12 118V117H11ZM34 118V117H33ZM91 118H92V116H91ZM94 118V119H95ZM99 118V119H98ZM163 118V117H162ZM24 119V118H23ZM32 119V118H31ZM31 119H29V121L31 120ZM48 119V118H47ZM86 119V118H85ZM106 119V118H105ZM108 119V118H107ZM106 119V120H107ZM110 119V118H109ZM115 119H113V120H115ZM233 119V118H232ZM249 119V118H248ZM2 120V119H1ZM7 120V119H6ZM12 120V119H11ZM27 121H28V119H26ZM44 121H46L45 119H43ZM87 120H89V119H87ZM104 120V119H103ZM115 120V121H116ZM161 120V119H160ZM254 120H256L255 118H254ZM18 121V120H17ZM17 121H15V122H17ZM28 121V122H29ZM32 121H34V119H32ZM85 121V120H84ZM96 121V120H95ZM105 121V120H104ZM249 121V120H248ZM2 122V121H1ZM26 122V121H25ZM86 122V121H85ZM152 122V121H151ZM161 122V123H162ZM244 122V121H243ZM10 123H11V121H10ZM12 123H13V120H12ZM19 123V122H18ZM109 123H111V122H109ZM116 123V122H115ZM139 123V122H138ZM234 123V122H233ZM247 123V122H246ZM251 123V122H250ZM21 124H23V123H21ZM33 124V123H32ZM92 124V123H91ZM105 124V123H104ZM112 124V123H111ZM134 124V123H133ZM140 124H142V123H140ZM232 124V123H231ZM259 124V123H258ZM34 125V124H33ZM117 125V124H116ZM11 126V125H10ZM9 126V127H10ZM21 126V125H20ZM23 126V125H22ZM30 126V125H29ZM39 126H41V125H39ZM129 126V127H130ZM152 126V125H151ZM230 126V125H229ZM232 126V125H231ZM19 127V125L17 126V128ZM42 127V126H41ZM89 127V126H88ZM117 127V126H116ZM128 127V128H129ZM132 127V126H131ZM142 127V126H141ZM162 127V126H161ZM255 127V126H254ZM23 128H25V127H23ZM32 127H30V129H31ZM157 128V127H156ZM159 128V127H158ZM232 128V127H231ZM6 129H7V127H6ZM21 129V128H20ZM117 129V130H116ZM9 130H11V129H9ZM18 130H19V128H18ZM28 130V129H27ZM35 130H37V129H35ZM161 130V129H160ZM125 131V132H124ZM130 131V130H129ZM133 131V130H132ZM163 131V132H164ZM6 132V131H5ZM136 132V131H135ZM151 132V131H150ZM237 132V131H236ZM13 133H15V132H13ZM16 133V134H17ZM50 133V134H49ZM241 133V132H240ZM243 133V132H242ZM250 133V132H249ZM252 133V132H251ZM21 134H23L22 133V131H21ZM163 134V133H162ZM236 134V133H235ZM132 135V134H131ZM165 135V134H164ZM16 136V135H15ZM19 136V137H20ZM234 136V137H233ZM245 136V135H244ZM243 136V137H244ZM39 137H43L44 138V140L41 138V139H39ZM46 137V136H45ZM100 137H105L106 138V142L104 141L103 143L104 144H102L101 145V138ZM154 137V136H153ZM253 137V136H252ZM108 139V140H107ZM155 139V138H154ZM40 140H43V141H40ZM167 140V141H168ZM132 141H134V140H132ZM145 141V140H144ZM243 141V140H242ZM54 142V143H53ZM130 142V141H129ZM147 142V141H146ZM169 142V141H168ZM128 143V142H127ZM131 143V142H130ZM149 143V142H148ZM152 144V143H151ZM114 146H116V148L114 149V148H112V147H114ZM66 147V146H65ZM128 147L131 149V151H129V152H127L126 153V148L128 149ZM166 147V146H165ZM175 147H177V146H175ZM37 148H40V149H42L43 151H44V149L46 150V152H48V153H46V155L43 157V158H37V160H36V158L35 159H33V157H32V155H34L33 153H34V151L33 150H37ZM61 148H63V147H61ZM173 148V147H172ZM63 150H65L64 148H63ZM66 150V151H67ZM128 151V150H127ZM176 151V150H175ZM60 152V151H59ZM65 152V151H64ZM181 152V151H180ZM38 153V152H37ZM45 153V152H44ZM57 153V152H56ZM61 153V152H60ZM137 153V154H138ZM145 153V152H144ZM148 153V152H147ZM164 153V152H163ZM182 153V152H181ZM73 154V155H74ZM75 154V155H76ZM136 154V155H137ZM140 154H138V155H140ZM146 154V153H145ZM144 154V155H145ZM150 154V153H149ZM184 154V153H183ZM42 155H44V154H42ZM74 155V156H75ZM142 156V157H145V156H147V155H145V156ZM154 155V156H153ZM152 155V157H150V158H146L145 160L147 161V162H150V160H152V159H154V157H155V154H153ZM158 155V154H157ZM29 156H31L32 157V163H30V165L29 166H31V167H29V169L27 168V173L25 172V171H23L24 173H26L25 174V179H26V181H24V178H23V183H15V181L13 180V178L12 179H10L9 178V176H11V177H14L13 176V174H15V171H17V168H21V165H22V163H24V164H26L25 163V161H27L26 159L29 157ZM76 157V158H79V157ZM133 156H134V154H133ZM132 156V157H133ZM141 156V155H140ZM139 156V157H140ZM58 157V156H57ZM126 156H124L123 158H125ZM131 157V158H132ZM163 157V156H162ZM75 158V157H74ZM75 158V159H76ZM134 158V157H133ZM39 159V160H38ZM163 159V158H162ZM165 159V158H164ZM66 160V159H65ZM133 159H131V161H132ZM137 160V159H136ZM160 160V159H159ZM89 161H91V160H89ZM124 161H126V158L124 159ZM123 161V162H124ZM141 161H143V160H141ZM146 161H144V163L146 162ZM170 161H171V159H170ZM241 161V166L243 167V174H242V172L240 173L242 176H239L240 177V179H238L239 177H238V175H237V178H235L232 174H230L229 176L231 177V176H233L234 177V179H232V178H230L231 180H234V181H236V184H237V186H236V188H233L234 190L233 191H235V193L233 194L234 195V197L233 198H235V201H236V203L238 202V204L237 205H240L239 207V210H237L238 211V213H235V212H237V211H235L234 212V217H235V215H238V218H236V223H234L233 222V224H231L230 222H228L227 220V224L228 225H226V223H224L225 222V219H223L224 218V216L223 215H225V210L224 209H226V208H224L222 211H224L225 213H223L222 211H221V209H220V207H221V205H220V207H219V204H221V203H219L218 201H220L221 200V198L219 197V196H222V200H223V196H224V194H223V192H222V194L220 193L222 190H224V191H226L225 190V188L224 189H222V187H220V190L221 191H219V190H217V188H218V186H222V183H223V178H226L227 177V173L229 172L228 171V168H229V166H230V168L229 169H231V172H233V170H232V168L233 167H235V166H237V163L238 162H240ZM79 162H80V159H79ZM86 162H88V160L86 161ZM95 162H94V164H95ZM117 162V163H118ZM122 162V163H123ZM127 162V161H126ZM139 162V161H138ZM152 162V161H151ZM150 162V163H151ZM204 162H206V164H208V168H209V170H210V177L208 178H205L204 177V175L202 176L201 175V172L203 171V170H206V169H203V163ZM92 163V162H91ZM121 163V164H122ZM132 162H129V164H131ZM142 163V162H141ZM182 163H184V162H182ZM62 164V163H61ZM135 164H136V162H135ZM135 164H134V166H135ZM138 164V163H137ZM143 164V163H142ZM142 164H138L136 167L138 168V166L140 165V166H142ZM146 164H148V163H146ZM157 164V163H156ZM185 164V163H184ZM184 164H181V166L182 165H184ZM119 164H117V166H118ZM159 165V164H158ZM166 165V164H165ZM173 165V164H172ZM180 165V164H179ZM185 165H188V164H185ZM184 165V166H185ZM232 165H234L232 168H231V166ZM132 166V165H131ZM25 167V166H24ZM66 167H67V165H66ZM120 167H121V165H120ZM136 167L134 168L133 166L132 167H127V165H126V168H118V167H116V163H115V168H118L119 170H121V174H123V175H121V178H122V186L121 185H119L120 187H121V190L119 189V191H121V192H123V195H125V196H127V198L125 199V202L126 203H128L127 202V200H129V198H130V201H131V199H132V197H133V193L134 192H132L134 189H133V186H135V184H136V188L137 187H139V185H137V184H140L139 182H138V180L140 181V179L142 178L141 176H140V174L141 173H139V172H137L138 171V169H139V171L140 170H142V167L140 168H138V169H136ZM165 167V166H164ZM183 167V166H182ZM71 168V167H70ZM172 168V167H171ZM91 169V168H90ZM136 169V170H135ZM187 169H188V167H187ZM203 169V170H202ZM234 169V168H233ZM79 170V169H78ZM80 170H81V168H80ZM21 171H22V169H21ZM67 171V170H66ZM69 171V170H68ZM77 171V170H76ZM82 171V170H81ZM91 171V170H90ZM115 172H116V169L114 170ZM113 171V172H114ZM175 171V170H174ZM186 171V170H185ZM207 171V170H206ZM228 171V172H227ZM18 172V171H17ZM79 172V171H78ZM92 172V171H91ZM99 174H98V173ZM110 172H108L107 174H104V176L102 177L103 178V181H101L100 179H98V184H99V181H101L102 182V184H99V185H101L100 187H99V189H100V191H102V192H104V193H106V194H104V195H108L109 194V196H111V194H112V196H113V191H112V188H113V186H112V184H114L113 183V180H115L113 177H114V175H112ZM114 172V173H115ZM141 172V171H140ZM144 172V171H143ZM156 172V171H155ZM187 172H188V170H187ZM204 172V171H203ZM202 172V173H203ZM208 172V171H207ZM206 172V173H207ZM227 172V173H226ZM87 173V172H86ZM113 173V174H114ZM161 173V172H160ZM186 173V172H185ZM205 173V172H204ZM205 173V175H208L209 176V174H206ZM230 173V172H229ZM228 173V174H229ZM76 174V173H75ZM78 174V173H77ZM77 174H76V176H77ZM92 174V173H91ZM143 174V173H142ZM169 174V173H168ZM182 174H183V172H182ZM145 175V174H144ZM162 175H164V174H162ZM166 175V174H165ZM170 175V174H169ZM24 176V175H23ZM75 176V175H74ZM79 176V175H78ZM156 176H159L158 175V173H157V175ZM226 176V177H225ZM69 177H72L70 180H69ZM99 177V176H98ZM101 177V176H100ZM99 177V178H100ZM146 177V176H145ZM184 177V176H183ZM79 178V177H78ZM97 178V177H96ZM117 178V177H116ZM120 178V179H121ZM126 178V179H125ZM143 178H144V176H143ZM31 179H30V181H31ZM93 179H95V178H93ZM117 179H119V178H117ZM150 179V178H149ZM189 179V178H188ZM188 179H186V180H184V182L183 183H192V180H188ZM227 179H229V178H227ZM226 179V180H227ZM230 179H229V181H230ZM35 180V179H34ZM76 180V179H75ZM75 180L73 181V182H69L70 184H74V182H75ZM143 180H145V179H143ZM175 180V179H174ZM179 180V179H178ZM36 181V180H35ZM81 181H83V180H81ZM150 181H152V180H150ZM149 181V182H150ZM155 181V180H154ZM157 181H160V180H158V178H157ZM157 181H155V182H157ZM34 181H32V183H33ZM96 182V181H95ZM100 182V183H101ZM115 182V181H114ZM117 182V181H116ZM119 182V181H118ZM119 182V183H120ZM138 182V183H137ZM144 182V181H143ZM227 182V181H226ZM30 183V182H29ZM118 183V184H119ZM142 183V182H141ZM153 183V182H152ZM162 183V182H161ZM233 183H235V182H233ZM31 184V183H30ZM36 184V186H37V182L36 183H34V185ZM46 184V185H45ZM68 184V186H66ZM163 184V183H162ZM173 184V183H172ZM236 184H234V185H236ZM50 185V186H49ZM96 185V184H95ZM155 185V184H154ZM226 186H227V184H225ZM232 185V184H231ZM231 185H230V188H231ZM26 186V187H25ZM74 186V185H73ZM98 186V185H97ZM12 187H14V188H16V190H11V189H13ZM47 187V188H48ZM112 187V188H111ZM117 188H118V185L116 186ZM140 187H141V189H143L142 187L143 186H141L140 185ZM139 187V188H140ZM186 187V186H185ZM184 187V188H185ZM189 187H191V186H189ZM71 188V187H70ZM75 188V187H74ZM97 188V187H96ZM123 188V189H122ZM175 188V187H174ZM192 188V187H191ZM226 188H229L228 186L226 187ZM3 189V190H2ZM30 189V188H29ZM54 189V188H53ZM76 189V188H75ZM98 189V190H99ZM133 189V190H132ZM147 189V188H146ZM189 189V188H188ZM198 189V188H197ZM34 190V191H35ZM50 190V189H49ZM57 190V188L55 189V191ZM77 190V189H76ZM93 190V189H92ZM137 190V189H136ZM150 190V189H149ZM155 190V189H154ZM182 190V189H181ZM228 190H230V189H228ZM227 190V191H228ZM51 191H54V190H51ZM58 191V190H57ZM68 191V190H67ZM86 191V190H85ZM93 191H95V190H93ZM118 191V190H117ZM135 191V190H134ZM140 191H142V190H140ZM156 191V190H155ZM185 191V190H184ZM226 191V192H227ZM232 191V190H231ZM13 194H12V193ZM17 192V191H16ZM17 192V193H18ZM70 192V191H69ZM115 192V191H114ZM185 192V193H186ZM225 192V193H226ZM229 192V191H228ZM43 193V194H42ZM52 193V192H51ZM56 193V192H55ZM61 193V192H60ZM65 193V192H64ZM73 193V192H72ZM93 193V192H92ZM91 193V194H92ZM99 193V192H98ZM118 193V192H117ZM141 193V192H140ZM140 193H135V195L136 194H139L140 195ZM143 193V192H142ZM171 193H173V192H171ZM175 193V192H174ZM179 193H181V192H179ZM189 193V194H190ZM218 193H220V195L218 196ZM66 194H68V192L66 193ZM70 194H71V192H70ZM74 194H75V192H74ZM79 194H81V193H79ZM84 194H86V193H84ZM119 194V193H118ZM196 194V195H197ZM15 195V194H14ZM63 195V194H62ZM73 195V194H72ZM83 195V194H82ZM81 195V196H82ZM93 195V194H92ZM100 195H103V194H101L100 193ZM117 195V194H116ZM121 195H122V193H121ZM134 195V196H135ZM174 195V194H173ZM184 192H183V197H184ZM187 195V194H186ZM5 196V197H4ZM37 196H38V194H37ZM36 196V197H37ZM61 196V195H60ZM59 196V197H60ZM64 196V195H63ZM80 196V195H79ZM87 196H89V195H87ZM125 196H123V198L125 197ZM141 196V195H140ZM144 196V195H143ZM148 196H149V194H148ZM192 196V195H191ZM15 197V196H14ZM33 197V196H32ZM43 197H45L44 195H43ZM62 197V196H61ZM60 197V198H61ZM103 197V196H102ZM117 197V196H116ZM115 197V198H116ZM137 197H138V195H136V197H134V198H136V200H137ZM194 197V196H193ZM25 198V197H24ZM38 198H40V195H39V197ZM46 198V197H45ZM52 198V197H51ZM55 198V197H54ZM53 198V199H54ZM69 198V197H68ZM94 198V197H93ZM95 198H97V197H95ZM108 198V197H107ZM134 198H133V200H134ZM139 198V197H138ZM175 198V197H174ZM192 198V197H191ZM220 198V199H219ZM8 200H9V198H7ZM7 199H6V201H7ZM43 199V198H42ZM59 199V198H58ZM71 199V198H70ZM90 199V198H89ZM92 199V198H91ZM98 199V198H97ZM100 199V198H99ZM140 199V198H139ZM176 199V198H175ZM181 199H184V198H182L181 197ZM219 199V200H218ZM38 200V199H37ZM61 200V199H60ZM62 200H64V199H62ZM66 200V199H65ZM92 200H94V199H92ZM111 200V199H110ZM136 200H134V201H136ZM141 200V199H140ZM13 201H15L13 198H12V203H14ZM44 201V200H43ZM42 200L40 201V203L38 204L39 205V210L42 212H45L46 213V211H48V209H49V207L50 206H52V205H44L43 203H45V202H43ZM67 201V200H66ZM65 201V202H66ZM107 201V200H106ZM117 201V200H116ZM181 201V200H180ZM226 201V200H225ZM8 202V201H7ZM7 202H5V203H7ZM52 202H53V200H52ZM64 202V201H63ZM138 202H139V200H138ZM175 202V201H174ZM221 202H223V201H221ZM37 203V202H36ZM107 203V202H106ZM131 203H132V201H131ZM8 204V203H7ZM22 204V203H21ZM27 204V203H26ZM25 204V205H26ZM49 204V203H48ZM122 204H125L124 202H122ZM121 204V201H120V205L121 206H123ZM133 204H135V202H133ZM133 204H131V206L133 205ZM222 204H224V202L222 203ZM56 205V204H55ZM127 206V208L129 207V203L128 204H126ZM138 205V204H137ZM172 205V204H171ZM235 205V204H234ZM0 206H1V204H0ZM14 206V205H13ZM49 206V207H48ZM58 206V205H57ZM79 206V205H78ZM89 206V205H88ZM118 205H116V207H117ZM130 206V207H131ZM177 206V205H176ZM61 207V206H60ZM84 207V206H83ZM108 207V206H107ZM106 207V208H107ZM115 207V206H114ZM125 207V208H126ZM129 207V208H130ZM134 207H135V205L133 206V210H132V212L134 211ZM174 207V206H173ZM222 207H223V205H222ZM221 207V208H222ZM226 207V206H225ZM26 208V207H25ZM54 208V207H53ZM94 208V207H93ZM140 208V207H139ZM14 209V208H13ZM56 209V208H55ZM107 209H109V207L107 208ZM115 209V208H114ZM136 209V208H135ZM231 209V208H230ZM235 209V208H234ZM233 209V210H234ZM2 210V209H1ZM4 210V209H3ZM2 210V211H3ZM19 210V209H18ZM24 210V209H23ZM51 210V209H50ZM57 210V209H56ZM125 210V209H124ZM197 210H199L200 212H201V214L198 216V214H197ZM7 211V210H6ZM6 211H5V213H6ZM10 211V210H9ZM126 211H128V210H126ZM198 211V212H199ZM89 212V211H88ZM128 212H130V211H128ZM131 212V213H132ZM139 212V211H138ZM137 212V213H138ZM4 213V214H5ZM10 213V212H9ZM8 213V214H9ZM158 213V212H157ZM230 213V212H229ZM11 215H12V213H10ZM29 214V213H28ZM120 214V213H119ZM119 214H118V216H119ZM130 214V213H129ZM134 214V213H133ZM136 214V213H135ZM143 214V213H142ZM196 214H197V216H196ZM227 214V213H226ZM1 215V214H0ZM43 215V214H42ZM229 215V214H228ZM33 216V215H32ZM59 216V215H58ZM122 216V215H121ZM130 216V215H129ZM132 216V215H131ZM136 216V215H135ZM186 216L184 217L183 216V218H186ZM226 216L227 215H225V218H226ZM12 217V216H11ZM18 217V216H17ZM27 217V216H26ZM128 217V216H127ZM181 217V216H180ZM237 217V216H236ZM9 218V217H8ZM60 218V217H59ZM139 218V217H138ZM140 218H142V217H140ZM183 218L181 219L182 221H183ZM144 219V218H143ZM142 219V220H143ZM228 219V218H227ZM148 220V219H147ZM224 220V221H223ZM229 220V219H228ZM7 221V220H6ZM140 221V220H139ZM1 222V221H0ZM3 222V221H2ZM63 222V221H62ZM67 222V221H66ZM129 222H131V221H129ZM250 222H248V224L250 223ZM4 223V222H3ZM7 223V222H6ZM61 223V222H60ZM132 223V222H131ZM143 223V222H142ZM128 224V223H127ZM133 224V223H132ZM131 224V225H132ZM181 224V225H182ZM236 224V225H235ZM251 224V223H250ZM59 225V224H58ZM61 225V224H60ZM143 225V224H142ZM148 225V224H147ZM180 225V226H181ZM252 225V224H251ZM15 226V225H14ZM182 226H184V225H182ZM186 226H187V224H186ZM185 226V227H186ZM11 227H13V226H11ZM60 227V226H59ZM120 227V226H119ZM131 227V226H130ZM242 227V228H243ZM255 227V226H254ZM1 228V227H0ZM142 228V227H141ZM144 228V227H143ZM256 228V227H255ZM262 228V227H261ZM54 229V228H53ZM66 229V228H65ZM123 229V228H122ZM184 229H186V228H184ZM245 229H247V228H245ZM259 229V228H258ZM61 230V229H60ZM68 230H70V229H68ZM230 230H229V232H230ZM257 230V229H256ZM247 231V230H246ZM258 231V230H257ZM261 231V230H260ZM67 232V231H66ZM232 232V231H231ZM244 232V231H243ZM2 233V232H1ZM68 233V232H67ZM241 233V232H240ZM4 234V233H3ZM242 234V233H241ZM246 234V233H245ZM8 235V234H7ZM185 235V234H184ZM219 235V234H218ZM237 235H238V232H237ZM6 236V235H5ZM58 236H60V233L58 234ZM222 236V235H221ZM60 237H62V235L60 236ZM210 237H208L209 239H210ZM82 238H83V236H82ZM81 238V239H82ZM212 238V239H213ZM1 239V238H0ZM67 239V238H66ZM150 239V238H149ZM188 239H190V238H188ZM187 239V241H189ZM5 240V239H4ZM62 240V239H61ZM92 240V239H91ZM191 240V239H190ZM257 240V239H256ZM7 241V240H6ZM57 241V240H56ZM55 241V242H56ZM64 241V240H63ZM82 241V240H81ZM84 242H85V240H83ZM199 241V240H198ZM57 242H59V241H57ZM62 242V241H61ZM89 242V241H88ZM4 243H5V241H4ZM64 243V242H63ZM196 243V242H195ZM62 243H60V245H61ZM83 244V243H82ZM87 244V243H86ZM193 244H194V242H193ZM210 244V243H209ZM77 246V245H76ZM75 246V247H76ZM81 246V245H80ZM82 247V246H81ZM85 247V246H84ZM83 248V247H82ZM193 248V247H192ZM64 249H66V248H64ZM98 249V248H97ZM55 250V249H54ZM59 250V249H58ZM61 251H63V250H61ZM80 251V250H79ZM199 251V250H198ZM88 252H89V250H88ZM83 254H84V252H82ZM85 253H87V251L85 252ZM96 253V252H95ZM51 254V253H50ZM61 254V253H60ZM59 253H58V255L56 256V257H54V259L51 261V263L50 264H67V263H65L64 262V259L62 258V255H60ZM79 254V253H78ZM83 254H80L82 257L84 256ZM66 256V255H65ZM87 256H88V254H87ZM105 256V255H104ZM80 257V256H79ZM61 258V259H60ZM87 258V257H86ZM96 258V257H95ZM63 259V260H62ZM192 259V258H191ZM27 260V259H26ZM70 260V259H69ZM76 260V259H75ZM82 258H78V260L76 261V262H71L70 264H83V263H85L84 261L85 260H83ZM66 261V260H65ZM71 261V260H70ZM200 261V260H199ZM104 262V261H103ZM87 263V262H86ZM85 263V264H86ZM97 263H100V262H97ZM197 263V262H196ZM101 264V263H100Z\"/></svg>",
    "mask_w": 264,
    "mask_h": 264
}]
</instances>
